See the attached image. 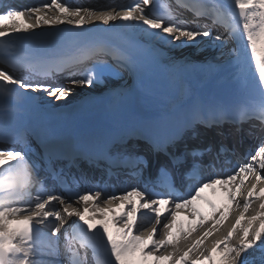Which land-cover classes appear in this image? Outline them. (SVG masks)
Listing matches in <instances>:
<instances>
[{"label": "snow or ice", "instance_id": "obj_1", "mask_svg": "<svg viewBox=\"0 0 264 264\" xmlns=\"http://www.w3.org/2000/svg\"><path fill=\"white\" fill-rule=\"evenodd\" d=\"M153 4V0H139L138 3L130 7L121 8L123 10H117L116 7L103 10L76 7L75 10H70L72 7L60 3L59 0H51V3L37 7L16 8L10 6L8 10L0 11V16L11 17L19 13L24 21L19 26L6 25V21L0 24V37L27 33L29 30L44 25L67 24L83 27L94 21L103 22L107 25L110 22L120 20L143 22L152 29H159L164 33L172 34L176 40L186 38L192 41L202 35H211L213 31L211 27L200 24L198 22L199 18L208 16L216 22H221L237 15L236 11L224 9L216 3L192 5V12L196 19L190 24L197 29L207 30H190L187 27H177L174 24L165 26L164 19L150 18L146 14V9ZM234 4L235 9H238L239 17L243 18V25L242 29L239 30L235 26L229 25L228 38H235L241 42L246 38L247 47L250 49L251 65L258 74L260 82L264 84V51L261 47L258 48V45L264 41V0H234ZM168 20H171V18L169 17ZM181 23L188 22L181 21ZM9 28L12 30V34L7 32ZM224 33L217 30L216 38L226 39ZM6 44L8 45V41H6ZM105 46L106 50L115 54L119 61L129 65L137 63L133 57L137 55L138 50L130 42L118 49ZM246 55L247 59L245 58ZM17 60L18 58L14 60L0 59V63L10 65L16 73V75H13L5 68L0 67V82H3L4 85H18L25 90L29 88L33 90L43 89L48 91L50 96L57 99H66L71 93L72 87H52L51 85L25 83L19 78L18 73L21 69ZM248 60V53H244L246 69L248 68ZM69 84L71 86H91L92 80H72ZM148 90L152 91L151 88ZM10 91L9 88L0 86V93L8 95ZM240 117L251 120L252 126L259 127L264 133V103L243 109L240 112ZM239 130L237 128V131ZM222 151L226 150L222 149ZM0 161H3V163H0V169L3 170L0 171V176L8 173L9 178L14 181L17 177L22 176V186L25 189L35 184H41L40 180L33 174L22 152L0 149ZM110 163L116 164L117 162L110 159ZM125 163H128L130 167L133 166L131 161H125ZM236 165L238 167L234 173L218 175L200 184L193 195L175 203L170 197L146 199V194L137 188L109 195L106 199H102V191H89L76 197V202L84 203V209L81 211L79 208L73 207V201L70 202L59 195H47L45 198L44 191L40 190L37 191L33 200L30 193L28 198H25L24 193L17 190L15 194L21 198L22 207L7 205L3 210H0V264H57L54 257L61 255V246L64 249L63 254L68 257L66 264H92V260L88 257L89 248H91L92 254L96 258L95 264H110L106 259L100 258L99 246L88 235L89 232H95L97 229L102 230L115 264H136L133 258L137 252H140L145 258H155V264H160L162 260H169L180 255L184 247H187V251L183 252L179 264H189L188 259H186L188 253L198 251L199 256L204 257L208 264H217L215 255L217 252L220 254L222 264H241L243 254L264 239V202L259 204V209H252V212H249L252 198L257 197L264 201V187L258 189L261 180H264V134L261 135L254 153H250L247 158L238 161ZM254 166H258L260 171L257 172ZM247 173L253 174V179L249 181L250 187L247 191L246 202L242 207L237 203L236 208L232 210L235 213L234 223L232 221L225 222L229 213L223 210L219 211V217L217 218V206L212 204L213 219L204 228L203 224L206 217L192 207L194 201L201 198V193L204 192L205 188L212 187L217 183L232 184L242 174ZM245 179H239L241 187H243ZM10 187L19 189L21 185L14 183ZM235 191H238V189L234 188L229 195V199L232 201L236 200ZM134 197L137 199H133ZM117 201H119L118 206L124 210L109 217L108 213L114 208ZM89 203L93 205L92 211L98 213L101 218H97L96 215H86L89 212ZM57 204L62 205V209H57ZM166 204L170 207L162 210V206ZM25 208L28 211H25ZM188 208H192L191 216H199L200 224L196 227H199L201 231L192 235L193 226L190 225L187 229L181 226L180 235L185 237V244L180 247H173L172 251H169L168 246L176 243L172 239V230L176 227L177 215ZM142 210L151 211L154 221L149 227L140 228L136 232L134 229L137 228L141 219L140 216L138 221V214ZM166 215L168 219L162 223V219ZM73 216L78 218L79 224L73 222V220L69 223ZM257 221H259L258 229L254 227ZM13 224L15 227L11 226ZM49 224H51L50 232L46 231ZM81 224L84 227H81ZM96 225L99 227H96ZM38 226L43 227L45 230H38ZM85 228L87 231H85ZM157 235L159 238L154 239ZM234 237L238 241L235 244H233ZM149 241L152 242L150 247L148 246ZM192 241H195V243H192ZM204 242H207L210 248L205 247L201 250V245ZM73 248H76V251H73ZM81 249L83 254H81ZM160 249H163V252L158 254ZM170 264H178V262L171 259ZM193 264H197V262L193 261Z\"/></svg>", "mask_w": 264, "mask_h": 264}, {"label": "bare ground", "instance_id": "obj_2", "mask_svg": "<svg viewBox=\"0 0 264 264\" xmlns=\"http://www.w3.org/2000/svg\"><path fill=\"white\" fill-rule=\"evenodd\" d=\"M91 2H104L111 4L115 3L113 7H116L117 10H123L121 8L132 6L131 1L129 0H92ZM218 2L219 4L226 3L229 7L235 5L234 0H218ZM21 3L22 1L17 2V4ZM49 3H51V0H30L28 2L31 7H37L42 4ZM60 3H64L69 7H73L69 5V0H60ZM168 3L172 4L174 10L173 19H171L168 24H174L177 27H187L190 30H200L192 27L190 24V22L196 18L192 17L187 12L182 11V9L178 7L175 0H170ZM26 4L27 2L22 4V7L26 6ZM137 15H139V13H137ZM23 21L24 19L18 24H23ZM181 21L188 23L182 24ZM198 22L202 25H209L205 20L202 19V17L199 18ZM222 22L226 25L232 23L230 19ZM242 23L243 18H241L240 22L234 24L232 23L231 25L235 26L239 30V27H242ZM100 26H103L105 30H98ZM75 27V25L67 24L58 26L44 25L37 29L29 30L32 31V34L23 36L21 39V44H36V50H39L38 54L57 58L59 56L56 53L59 52L60 49L70 46L72 44L71 40L76 38L77 35H80L82 38H91L96 33H100L101 31L102 32L100 34L111 31L113 32L112 34L115 35V37L122 43L123 47L126 46L128 42L136 46L138 51L137 55H135L133 58L137 61V63L135 65L128 64V73H126L125 76L122 75V77H120L124 79L114 81L105 90H101L99 86L95 87L93 83L91 86H73L71 93L66 99H57L54 96H50L48 91H44L42 93L36 92L40 95L38 102L34 101L33 96L29 91H19L18 95H12V99H15L21 103L28 121L33 120L41 123V120H44V116H47L49 122H51L54 127L62 130L63 133L58 134L62 137L71 136L75 133L76 137L82 138V140L85 139L93 142L102 141L104 138L113 135L117 136V139L119 135H121L124 130L128 128H119L117 131L112 129L117 128L118 126H121L123 122L130 120L132 115H135V111L146 113V111L149 109L160 107L163 104H166L170 99L171 104L177 102L187 103V98L191 92V85L188 83V80H185L183 84L179 85L178 81L180 79H174L172 78L174 75L171 76V71L180 70L179 60L181 59L185 60L188 64L194 65L195 72H200V74L205 75H209L211 73L213 77L216 76V78H213L215 82L223 81L227 85H230V88L234 91L241 88L244 80L243 77L248 70V68L246 69L244 62V53H248V56L250 54V49L247 47V43H242L235 38H228V34L226 33L227 29L225 30L221 25L218 27L219 31L225 32L224 36L226 39H224V41L219 44L217 51L212 50L209 47H204L203 45L205 44L203 43L200 45L195 44L186 38L176 40L172 34L164 33L159 29H155L152 33V28L150 26L138 21L117 20L110 22L107 25H105L103 22H89L87 25L82 27V32L77 35L74 32ZM40 30L45 31V36L40 37L38 35L37 32ZM145 30H147L149 34ZM164 36L168 37L169 39H174L173 42L169 45V43H166L162 40ZM196 39H198V37ZM139 42H141V45ZM263 42L264 41L258 45V48H262ZM147 43L152 45L151 49L147 48ZM172 44L173 46H171ZM176 44H178V46ZM245 58H248L247 55ZM115 59L118 63H121L122 65L124 64V62L117 59L116 55ZM165 62L168 63V68L164 67L163 64ZM211 66L216 67L212 70L210 69L213 68ZM66 75L69 78H74L76 76V74L72 72H68ZM185 75L186 73H184V76ZM55 81L59 82L60 78L57 77ZM119 81L122 82V87L120 86V83H118ZM176 84L177 86H180L176 92V94L178 93L177 96L175 94ZM149 88H151L152 91H149ZM120 93L121 95L126 96L130 94L133 98H135L137 100L139 109H132L131 106L128 105L127 101L125 103H118ZM205 93L207 94V92ZM242 110L243 109L237 110L236 115H240ZM189 112L190 111H184L183 114L187 115ZM83 115L96 116V124L95 127L91 129V131L86 130V128L80 123V117ZM223 116L224 115H220L216 118L219 119ZM200 126L201 122H195L191 124V128L188 127L186 130L193 129L200 132ZM215 126L216 127L212 126L208 129L203 126L200 128L201 132L198 136L195 135V131L190 132L188 137L191 139L189 140L186 138L183 143L186 145L188 143H202L211 147H215L216 145H219V143H222L224 144L223 146H227L225 148L228 150L235 149L236 153H238L242 150L254 149L256 144L260 141L261 135L264 134L259 127L252 126L251 120H247L239 126L232 125L231 123H223L221 126L215 124ZM237 128L240 130L237 131ZM127 137L128 136L125 134L121 136L120 140L123 141ZM128 144L133 145L135 142L130 140ZM214 160H216V158ZM255 168L257 170L258 166H255ZM239 179H243L242 175L238 177L237 181L233 182L232 184H220L218 187L212 188L210 192L211 195L207 198L204 199L202 197L194 201L192 207L196 208L198 211H200L201 206H205L204 208L206 212L204 215L206 219L203 224L204 228H206L213 219L211 208L212 204H216L217 206V218L219 217V211L223 210L229 213L227 219L234 223L235 213L232 210L236 208L237 203L242 207V205L246 202L244 199L245 196L244 198L242 196L243 192H247L245 190L246 184L244 183L243 187H241L239 185ZM114 183V179L107 180V185H113ZM260 187H264V180H261L260 184L258 185V189ZM234 188L238 189V191H235L236 200L232 201L229 199V195L233 192ZM46 196L47 195L44 197L46 198ZM107 197L108 196H106V198ZM133 199L136 198L134 197ZM260 203H262V201L259 198H252L249 212L251 213L252 209H259ZM118 205L119 201L116 202L114 208L108 213L109 217L124 210ZM11 206L22 207V203L17 206L12 204ZM88 207L89 212L86 213V215H96L97 218H101L99 217L98 213H94L92 211V203H89ZM56 208L62 209L59 208L58 204L56 205ZM76 208H79L81 211H83L84 204L82 206L78 205ZM162 208L165 209V206H162ZM166 208H169V206ZM24 210L28 211L27 208ZM187 210L191 213L192 208H188ZM140 216L141 219L139 221ZM167 219L168 217L166 215L163 217L162 223ZM138 221L139 223L137 228L134 229L136 232H138L140 228L149 227L154 221V216L151 211L142 210L141 213L138 214ZM199 224V216L193 217L191 215L186 216L184 214L177 215L176 227L172 230V239L176 243L174 245L170 244L168 246V250L172 251L173 247H180L185 244V237L180 235L181 226H183L185 229H187L190 225L193 226L194 231L192 235H195L196 232L201 231L199 227H196ZM48 227L51 228V224H49ZM254 227L257 229L259 228V221L254 224ZM154 239H156V237H154ZM237 242L238 241L234 237L233 244ZM151 243V241L148 242L149 247L151 246ZM192 243H195V241H192ZM205 247L210 248V245H208L207 242H204L201 245V250H203ZM184 251H187V247L183 248V251L180 253V255L170 258L169 260H162L160 261V264H170L171 259H175L179 264ZM160 252H163V249H160L158 254ZM63 253L64 249L63 246H61V257H64ZM215 255L218 259V264H222V261L220 260V254L217 252ZM138 257L142 264H155V258L153 257L145 258L141 253ZM54 259L57 261V264H59V259H57V256L54 257ZM133 259L135 260V257ZM186 259H188V261L191 260L192 262L196 261L197 264H208L204 257L199 256V251L196 253L189 252ZM241 264H264V239L259 241L252 249H249L243 254L241 258Z\"/></svg>", "mask_w": 264, "mask_h": 264}, {"label": "rangeland", "instance_id": "obj_3", "mask_svg": "<svg viewBox=\"0 0 264 264\" xmlns=\"http://www.w3.org/2000/svg\"><path fill=\"white\" fill-rule=\"evenodd\" d=\"M242 43H245L244 40H242ZM218 44H209V48H211L212 50H216L218 49ZM175 47V46H174ZM262 51H264V42L262 43ZM249 51V49H248ZM250 56V55H249ZM176 60V59H175ZM178 60V59H177ZM181 67L185 68L186 71V75L187 76H182L180 75L182 78L188 80V83L191 85V91L193 92H198L197 96H193V99L191 100L190 103V107L195 106L196 104H201V105H205L208 106L211 103H216L217 101H219L215 96L219 95L217 92L216 87L219 85H215V87L213 86L215 83L209 81L211 78L210 76H212V74L210 73L209 75H205V74H200L194 71V65H189L187 64V62L185 60H179ZM182 62V63H181ZM179 63V62H178ZM249 70L247 71L246 75H244L245 77V85L243 88H241L238 92L230 94L225 92V95L227 96V99L230 100H236L237 101V105H241L244 106L245 104H250L251 106H258L261 103H264V84H262L259 80V76L258 74L254 71V67L251 65V60L249 57ZM166 66V65H165ZM210 66V65H209ZM213 67V66H211ZM216 66H214L213 68L210 69H214ZM183 73V72H182ZM192 74H194V77H191ZM120 83V86L122 84V82H118ZM219 83V82H217ZM257 83V85H259V88L254 89L253 87L249 86L252 84ZM108 86L102 87L101 90H105L107 89ZM179 87V86H178ZM100 90V89H99ZM120 91V90H119ZM117 92V89H116ZM205 92H209V93H205ZM198 96L200 97V100H198ZM202 99H206L204 102H202ZM119 100L120 101H128L130 103V101H132L131 103L133 104V107H136L134 105V102L132 100V98L130 99L128 96L126 95H121V93L119 94ZM210 100H213V102H208ZM216 100V101H215ZM220 103V101H219ZM224 108H231L229 106H225L223 104H219L218 109H224ZM136 264H139V261H136Z\"/></svg>", "mask_w": 264, "mask_h": 264}]
</instances>
